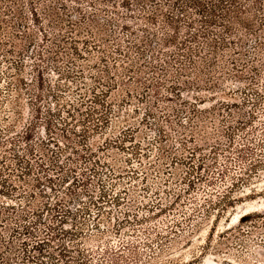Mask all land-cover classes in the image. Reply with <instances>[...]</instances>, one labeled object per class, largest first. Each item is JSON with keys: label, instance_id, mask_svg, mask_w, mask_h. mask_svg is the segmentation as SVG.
<instances>
[{"label": "rangeland", "instance_id": "374dc122", "mask_svg": "<svg viewBox=\"0 0 264 264\" xmlns=\"http://www.w3.org/2000/svg\"><path fill=\"white\" fill-rule=\"evenodd\" d=\"M63 2L68 8L66 14L72 16L69 19L74 25L79 24L77 3L55 0L56 9H60ZM22 4L25 17L15 19L16 24L10 31H28L32 37L26 41V50L21 57L14 56L11 62H3L0 66V130L8 124V116L14 117L15 106L9 104L11 100L20 98L21 104L25 105L24 122L33 119L35 114L31 115L33 110L26 105L32 95L26 90L31 89L37 94L38 71L41 70L45 80L42 93L44 120L38 126L48 124L52 128L50 136L60 140V144L68 142L63 137V133H67L76 141L73 147L78 148L83 157L99 160V163L81 161L76 170L78 179L85 178L84 174L90 178L88 192L93 195L96 205L80 190L83 203L78 201L68 205L76 213V220L66 226V232L57 227L58 237L45 254H53L58 264H264V22L261 25L259 20H253V31L250 32L238 27L242 43L231 51V58L236 60L234 65L228 66L231 75L218 80L221 89L199 92L198 96L206 98L207 102L196 106L205 112H197L192 103L198 91L192 89L189 92L191 89L184 81L177 83L180 85L177 91L182 89L180 93L161 90L160 99L154 95L149 99L144 88L132 99L118 91L108 101L111 104H107L108 109L112 107L115 111L106 113L109 124L102 125L100 133L82 138L80 120L94 105V93L102 97L106 85L98 84L91 77L92 67L99 57L86 62L76 57L75 48L84 54L87 43L93 45L95 40L86 33L76 35L69 21H65L63 31L66 33L58 35L57 43L69 58L57 63L35 60L31 53L37 49L43 34L33 22L29 0H23ZM41 4L40 14L41 9L49 5ZM83 6L89 13L93 11L86 4ZM259 13L264 19V12ZM45 21L48 29L50 22ZM64 35L68 41L62 38ZM85 40L89 42L85 43ZM234 40L238 42V37ZM19 73L31 84L25 85L21 89L23 95L18 97L19 85L14 78ZM83 102L85 105L81 106ZM213 105L215 110L211 108ZM72 106H81L84 115H77ZM68 110L76 115L75 120L69 117ZM165 117L170 118L172 124L167 123ZM65 122H68L67 126ZM192 122H207L209 131L215 126L219 128L217 137L197 138L196 145L201 146L205 154H210L213 145L223 148L219 159L220 169L226 171L224 178L218 172L206 171L203 172L204 181L199 182L198 175L192 172V165L198 164V159H191L189 153L195 146L190 141ZM21 127L18 132H22ZM160 127L168 134L164 140L158 131ZM38 133L48 142L42 128ZM2 135L0 132V138ZM185 140H189L190 151L187 152L181 149V142ZM86 145L92 147L91 151ZM7 146V152L0 151V160L6 154L7 164L13 169L10 172L12 182L20 184L18 176L25 165L16 155L26 157V152L20 149L24 143L18 139ZM118 146H126V149L123 151ZM234 146L250 150L244 165H239L238 153L232 149ZM163 147L167 151L162 158ZM40 151L41 154L44 152L47 168L43 172L35 162L32 183L37 192L47 190L48 193L38 197L40 203L34 208L38 207L46 215L45 204L55 202L54 192L47 189L50 185L46 178H56L57 191L66 192L64 189L68 184L63 187L62 181L70 175L67 157L77 158L78 155L72 152L62 155L59 147L51 143L44 144ZM58 163L66 166L64 170L53 166ZM0 170H3L1 165ZM37 177L42 185L37 184ZM211 177L216 182L214 186L208 183ZM190 179L195 181L196 188L188 186ZM29 193L30 190L23 189L13 192V203L25 204L30 198ZM232 199L236 200L233 205L230 204ZM83 205L87 207L85 210ZM34 208L28 213L31 220ZM247 214L259 215L245 222L243 219ZM52 223L57 224L56 220ZM14 228L19 227L15 224ZM13 236L9 234L7 238ZM16 247L19 262L24 264L25 247L20 241ZM35 256V261L43 260L45 264L52 261L47 254Z\"/></svg>", "mask_w": 264, "mask_h": 264}, {"label": "trees", "instance_id": "16d2710c", "mask_svg": "<svg viewBox=\"0 0 264 264\" xmlns=\"http://www.w3.org/2000/svg\"><path fill=\"white\" fill-rule=\"evenodd\" d=\"M70 1L78 5L76 13L80 16V23L77 25H74L72 20L69 19L72 16L66 14L68 8L64 2L60 9H56L55 0H29L33 22L43 34L42 41L37 43V49L32 51L31 56L38 61L51 60L55 63L69 58L65 49L57 43L58 35H61V32L66 33L63 31L65 21H69L70 28L75 31L76 35L86 33L92 40H95L93 45L87 43L84 54L77 47L75 48L76 57L84 59L86 62L96 60L99 57V61L92 67L94 72L91 77L98 84L106 85L102 97L94 93L92 98V104L94 105L91 106L86 117L80 120L83 127L80 131L82 138H87L95 132L100 133L99 131L103 129L102 125L109 124L110 120L106 119V113L115 111L112 107L108 109L107 104H111L108 101L112 98L113 93L118 91H121L125 98L132 99L136 97L135 93L137 94L141 88H144L149 94V99L153 95L160 99L162 98L161 90L180 93L182 89L180 88L181 90L177 91V87H180L177 83L184 81L188 89H191L189 92L192 89L198 91L197 96L194 98L195 102L192 103L197 112H205V109L200 110L199 106H196L198 104L204 105L207 102L206 98L198 96L199 92L202 89L207 91L221 89L218 80L223 76L231 75L227 70L228 66L229 64L234 65V61H236L231 58V51L239 42L242 43L238 27L250 32L253 31V20H259L261 25L264 22V19L259 17V12H264V0ZM41 2L49 5L43 10L41 9L40 14ZM22 3L23 0H0V66L3 62H11L14 56L19 55L21 57L26 50V41L32 37L28 31L22 33L10 31L16 24L15 19L25 17ZM84 4L92 8L93 11L89 13L83 6ZM101 16H103L102 20H100ZM45 20L50 22L48 29L45 26ZM21 27L24 28L23 25ZM68 35L70 34L68 33ZM236 37H238V42L234 40ZM62 38L65 39V35ZM66 41H68V38ZM86 42L89 41L85 40ZM54 47L57 50H54ZM46 53H49V55H46ZM43 77L41 70H39L37 94H34L35 91L32 92L31 89L26 90L30 92L27 94L32 95L26 105L33 110L31 112V115L35 114L33 119L30 122H24L25 105L21 104L20 98L11 100L9 104L15 106L13 108L14 117L8 116L6 118L8 124L0 130L3 134L0 138L1 152H7V145L18 139L24 143V146L20 149L26 152V157L20 156V154L16 155L21 164L25 165L23 175L18 176L20 184L12 182L10 172L13 169H11L10 164H7L8 157L6 154H3L2 160H0V165L3 167V170H0V264L21 263L16 247L18 241H20L21 246L25 247L24 264H45L43 260L35 261L37 260L35 254L37 256L47 254L52 259L50 264H58L53 254H45V252L48 247H52V243L58 237L56 232L59 229L57 227L60 226L61 231L66 232V226L76 220V213L68 205L78 201L83 203L80 197L81 191L85 193L84 195L89 196L93 205H96L93 195L88 192L91 186L90 178L84 174L85 178L78 179L76 170L78 165L81 166V161L89 160V162L99 163L97 162L99 160L83 157L79 149L73 147L76 141H73L67 133H63V137L68 142L60 144V140L50 136L49 133L52 128L48 124L42 127L38 126L44 120L42 93L45 80ZM14 81L19 85L16 90L18 97L23 95L21 89H24L25 85L31 84L27 80H23L20 73L14 78ZM203 84L204 86H202ZM33 95H35V98H33ZM178 96L183 98V95ZM183 101L188 102V100ZM83 105H85L84 102L81 106ZM81 106H72L73 112H77L79 116L84 115ZM156 107H158V104ZM211 108L216 109L214 105ZM51 112L53 113V109H50ZM67 112L72 120L76 119V115L72 111L68 110ZM165 119L167 123L172 124L170 118L165 117ZM65 124L67 126L68 122H65ZM19 127H21L22 132H18ZM207 127H209L207 122H201L200 124L192 122L189 129L192 134L190 141L195 145L194 150L189 152L190 158L198 159V164L192 165V172H194V175H198L199 182L204 181L203 172L206 171L208 173L218 172L217 174L222 178L226 176V171L220 169L222 164L219 157L220 153L224 152L223 148L220 145H213L210 148V154H205L201 146L196 145L197 138L205 140L210 137H217L220 134L218 127L215 126L211 131L207 130ZM41 128L48 136V142L38 133ZM90 129H92L91 132ZM158 131L163 140L168 137L163 127H160ZM76 133L74 132V134ZM15 136H19V138H15ZM188 142L189 140L181 142L183 151H190ZM49 143L58 146L62 155L72 152L77 154L78 157H67L70 175L68 174L62 181L63 187H65L64 184H68L64 189L66 192L57 191L55 183L58 180L56 178H46L50 185L47 189L54 192L55 202L45 204L46 215H44L40 209H37L38 207L34 208V206L40 203L38 197H44L48 192L47 190L37 192L34 189L35 184L32 183V175L36 169L35 162L40 170L45 172L47 165L43 158L44 152L41 154L40 150L44 144ZM78 143L80 145L81 141ZM85 147L90 151L92 149L88 145ZM108 147L107 149H109ZM118 147L123 151L126 149V146ZM234 147L232 149L238 153L239 165H244L248 160L250 150L245 149L246 147ZM166 151L163 147L162 158L165 156L164 152ZM91 156L94 157L93 152H91ZM53 166L58 167V170H64L66 167L59 163ZM36 181L38 185H42L39 177ZM208 183L214 186L216 182L211 177L208 179ZM188 186L193 189L196 188L195 181L190 179ZM20 189L30 190V198L25 204L18 206L17 203H13L12 193L18 192ZM166 195L170 196L168 193ZM235 201V199L230 200V204H235ZM83 206L85 210L87 207ZM33 208L36 210L33 213L34 218L31 220L28 213ZM258 215L247 214L243 220L247 222L251 220L252 216ZM55 220L57 224L52 223ZM15 224L19 227L17 230L14 228ZM9 234L14 235L13 238H7ZM43 236L44 239H42ZM30 241H32L31 244Z\"/></svg>", "mask_w": 264, "mask_h": 264}]
</instances>
